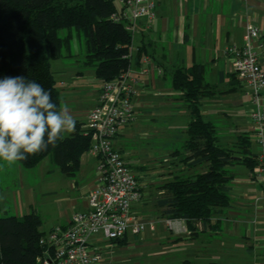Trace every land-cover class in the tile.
I'll return each instance as SVG.
<instances>
[{"label":"crops","instance_id":"0c3cea01","mask_svg":"<svg viewBox=\"0 0 264 264\" xmlns=\"http://www.w3.org/2000/svg\"><path fill=\"white\" fill-rule=\"evenodd\" d=\"M152 1L156 17L152 22L146 18L136 22L135 44L128 67L131 75L137 76L142 82L141 90L132 97L134 116L137 119L134 118L120 128L113 139L114 148L123 157L122 141L131 136V126L135 121L147 120L156 111L162 113L161 107L171 106L173 102H183L181 92L176 93L177 90L171 85V72L175 68L201 64L206 87V94L199 102L202 119L214 125L221 146L235 151L236 157L244 155L253 158L256 144L250 117L253 104L249 88L234 72L231 57L225 53V49L241 44L248 22L264 28V0ZM140 45H144L146 50L143 57L150 59L148 71L142 74L138 70L143 57L140 60L136 58ZM259 55L264 70V50H259ZM72 79V82L64 84L60 89V97L76 120L75 128L83 130L87 113L97 102L100 80L96 78L97 82L88 83L84 97H78L79 85L73 84L79 78ZM187 111L189 118L186 126L190 119ZM169 114L172 116L174 112ZM185 139L186 136L183 142ZM243 139L249 141L248 153H242L243 148L236 147ZM182 145V151L170 150L166 154L164 164L156 162L150 168L137 166L142 173L138 177L141 197L131 206L137 220L163 218L165 207L159 201L167 196L164 187L167 182L176 177H193L206 171L207 162L193 165V159L184 161L190 153L184 151ZM125 162L131 166L128 161ZM11 165L14 171L12 175L5 171L10 165L0 161V217H19L34 209L41 219L40 231L45 233L55 226L67 225L74 212L89 209L85 196L95 187L97 177V158L89 150L80 155L78 169L73 175L61 171L57 164L56 169H49V174L57 175V178H51V182L57 185L45 190L36 191L33 187H27L22 179V165L18 161ZM228 170L232 174L228 182L229 205L217 210L207 222H195L193 230L182 219L170 230L162 221H156L153 229L149 228L152 232L162 230L165 234L166 264H264L263 188L254 173V167L250 168L240 162L229 165ZM10 176L14 177L13 183ZM51 196L54 219L47 218L49 225L42 229L45 222L43 217L47 215H42L44 211L41 205H36L37 201L33 198L40 200ZM128 233L138 234L128 231L118 240H106L97 233L90 241L102 251L125 246L128 248ZM156 237L153 236L154 239ZM130 263V259L114 255H104L102 262Z\"/></svg>","mask_w":264,"mask_h":264},{"label":"trees","instance_id":"16d2710c","mask_svg":"<svg viewBox=\"0 0 264 264\" xmlns=\"http://www.w3.org/2000/svg\"><path fill=\"white\" fill-rule=\"evenodd\" d=\"M116 11L115 0H0V80L24 77L40 83L45 90H51L59 108L61 97L54 86L50 61L61 58L64 50L69 52L74 35L84 40L83 63L94 67V76L104 81L115 79L130 66L128 54L132 46V33L123 22L110 18ZM61 29L67 30L64 36L59 35ZM145 51L144 45L138 46L136 58L140 60ZM171 85L181 92L190 113L182 145L190 155L184 161L193 159V165L207 162V169L193 177H176L167 182V196L159 203L165 207L163 217L182 219L193 230L195 222L205 223L217 210L229 205L228 182L232 174L228 166L241 162L253 168L256 159L236 157L235 151L221 146L214 125L202 119L199 102L206 87L201 64L175 68ZM248 143L243 139L242 145L236 147L248 153ZM89 148L90 137L76 127L55 147L49 145L45 151L18 162L32 168L49 157L61 171L73 175L80 155ZM40 225V216L34 209L19 217H0V264H39L37 257L45 249L39 244L43 234Z\"/></svg>","mask_w":264,"mask_h":264},{"label":"built area","instance_id":"2783aa9c","mask_svg":"<svg viewBox=\"0 0 264 264\" xmlns=\"http://www.w3.org/2000/svg\"><path fill=\"white\" fill-rule=\"evenodd\" d=\"M117 11L110 15L123 22L129 32L136 31V22L155 17L152 0H115ZM259 50H264V28L247 23L242 42L231 45L225 53L231 57L234 72L249 88L253 108V140L256 144L254 173L264 191V70ZM132 58V48L128 54ZM150 59L142 58L140 74L148 71ZM62 84V82H61ZM142 82L129 69L113 80H100L96 104L88 111L83 134L90 137L89 151L97 158L95 187L85 196L88 210L76 211L69 223L55 226L43 233L39 244L45 247L37 257L39 264H102L100 247L91 244V237L101 233L106 240L122 238L128 231L137 234L145 225L150 229L162 221L170 230L180 219L163 217L147 221L137 220L131 206L141 197L138 177L114 148L113 139L120 128L134 119L132 97L141 90Z\"/></svg>","mask_w":264,"mask_h":264},{"label":"rangeland","instance_id":"374dc122","mask_svg":"<svg viewBox=\"0 0 264 264\" xmlns=\"http://www.w3.org/2000/svg\"><path fill=\"white\" fill-rule=\"evenodd\" d=\"M67 33L66 29L59 31L60 36H64ZM136 32L132 35V46L135 44ZM63 56L59 59L50 61L51 71L54 78V86L60 92V89L64 87V84L72 82V77H78L74 81L73 85L80 88V94L78 97H84V90L87 88L88 83L91 81L97 82L98 80L94 76V67L84 65L85 47L84 40L78 39L75 35L71 41L70 50L67 52L64 50ZM83 75L84 77L80 76ZM93 78V79H89ZM62 82V84H61ZM176 93L179 91H175ZM83 108L84 105L81 104ZM153 108V107H152ZM162 113L157 111L153 116L144 121H135L132 127V134L130 137L123 139V157L125 161L131 165L133 173L139 177L142 173L137 169L138 165L150 168L156 162L165 163L164 158L170 150H180L183 143V138L186 136L185 126L188 120V111L182 101L173 102L170 106L161 107ZM160 109V110H161ZM173 111L174 115H170L169 112ZM135 119H137L134 116ZM67 135V133H64ZM182 157V155L180 156ZM56 164L50 160L49 157L44 158L39 164L32 168H25L22 166V179L27 187H33L36 191L39 189H47L57 184L51 182V178H57V175L49 174V169H56ZM10 175L14 174L13 166L10 165L6 170ZM63 176V175H61ZM11 183L14 182V177L10 176ZM53 181V180H52ZM58 182V180H55ZM61 182V181H59ZM33 200L42 207L43 228H47L49 225V219H54V206L52 207L51 197H45V199ZM98 235H101L99 233ZM153 236H157L156 239ZM165 234L162 230L158 232H152L148 225H145L137 235L128 233L127 243H130L132 247L127 246L122 248H115L101 250L102 255L116 256L119 258H128L132 264L138 262V264H166V251H165ZM155 243V244H154ZM132 248V249H131ZM116 250L118 252H116ZM131 264V263H130Z\"/></svg>","mask_w":264,"mask_h":264},{"label":"clouds","instance_id":"9594fccd","mask_svg":"<svg viewBox=\"0 0 264 264\" xmlns=\"http://www.w3.org/2000/svg\"><path fill=\"white\" fill-rule=\"evenodd\" d=\"M76 120L66 103L59 108L51 90L24 77L0 80V161L11 165L45 151L75 131Z\"/></svg>","mask_w":264,"mask_h":264}]
</instances>
